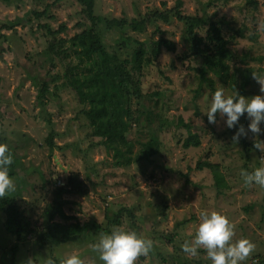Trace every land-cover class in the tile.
<instances>
[{
    "label": "rangeland",
    "instance_id": "1",
    "mask_svg": "<svg viewBox=\"0 0 264 264\" xmlns=\"http://www.w3.org/2000/svg\"><path fill=\"white\" fill-rule=\"evenodd\" d=\"M258 1V10H252L246 0H96L93 18L100 23L94 26L76 0H0V143L14 157L9 175L16 185L0 199H14L32 231L19 242L6 230L7 215L0 214V264H10L17 243L18 264L29 259L46 264L47 258L60 264L73 253L83 264H102L92 245L114 227L153 241L150 253L136 264H211L203 248L192 256L181 247L194 238L204 210L226 216L234 240L247 238L254 244L241 264H264V187L246 185L241 176L242 169L264 166V153L254 148L255 134L248 132L236 143V130L227 128L219 114L215 124L203 114L217 88L229 95L261 94L253 75L264 76V0ZM154 14L168 15V22ZM145 18L153 22L142 33L112 30L107 24ZM91 29L100 34L107 52L121 60L131 59L141 44L150 56L154 41L176 45V52L162 49L140 72L128 68L142 95L133 104L138 122L130 133L134 152L153 133L160 140L159 154L145 164L115 168L113 152L93 135L83 114L89 106L82 95H90V80L103 58L87 60L72 48V40ZM216 44L238 57L228 78L218 77L205 64L206 57L196 55L195 46L205 50ZM245 55L247 62L239 63ZM238 69L242 72L234 79ZM248 70L251 82L240 93L239 81ZM139 110L153 111L161 121L145 128ZM246 117L240 124L247 129ZM185 125L199 136L200 147H183L190 133ZM258 138L264 140V132ZM205 161L220 167L227 188L217 189L210 169H196ZM73 174L88 194L63 193L59 198L58 191L69 187ZM61 201L68 219L59 214ZM56 223L77 225L79 239L45 244ZM79 226L86 228L82 235Z\"/></svg>",
    "mask_w": 264,
    "mask_h": 264
},
{
    "label": "trees",
    "instance_id": "2",
    "mask_svg": "<svg viewBox=\"0 0 264 264\" xmlns=\"http://www.w3.org/2000/svg\"><path fill=\"white\" fill-rule=\"evenodd\" d=\"M64 0H59L63 2ZM80 5L84 7L88 15L93 19V25L96 26L100 23V19L93 18L95 12L96 0H76ZM247 5L252 10H258V0H246ZM42 14H47V9ZM179 16V13H177ZM40 16V15H39ZM42 16V15H41ZM168 15L154 14V17L163 19L168 22ZM150 18L145 19H133L131 22L126 19L120 21L107 22L108 27L113 29L126 30L130 28L133 32L142 33L145 31V26L152 23ZM14 25H10L11 29ZM64 31L65 29H61ZM96 30L91 29L77 34L72 40V48L78 52L81 56L87 60H96V57L103 58L98 73L90 80V95L84 93L82 97L88 102L89 109L83 112L86 118L90 121V126L93 128V135L104 140V145L107 150L113 152V159L115 161V168H130L135 164H145L157 157L160 152V140L156 133H153L151 138L147 142H140L141 148L138 152H134L135 143L130 139V133L132 128L137 122L135 111L133 110L134 101H140L142 95L135 84L133 83L132 73L128 70L131 66L132 70L140 72L145 65L152 63L154 59H157L161 55L162 49H166L168 52H176V45L160 39L154 41L152 44L151 56L148 49L144 44L134 52L131 59L121 60L119 56L112 55L106 50V46L101 41ZM196 55H202L206 57L207 67L212 70L220 78H228L230 76V70L232 64L238 59L237 55L233 53L226 45H218L207 49H202L201 46H195ZM249 56H240V62L245 64ZM242 72V69L235 70L233 78L235 79L238 74ZM251 72L246 71L242 75L240 83V93H244L246 87L251 82ZM1 83V78H0ZM43 93L47 91L46 84ZM231 86H236L235 83H231ZM77 89L80 90L79 87ZM139 115L144 118L142 126L145 128L153 126L157 121H161L160 118L153 111L143 112L138 111ZM1 113V111H0ZM140 118V117H139ZM138 118V119H139ZM164 127V124L161 125ZM189 130V136L185 139L183 147L185 149L198 148L201 146L200 138L197 134L191 132V128L185 125ZM2 126L0 125V134ZM51 147H54L53 141L50 140ZM2 144V143H0ZM218 165H213L210 162H200L197 165V170L203 171L204 169H210L213 172L216 181L217 189L227 188V184L223 175L219 170ZM63 193H70L75 195H86L88 189L82 181L79 180L78 175H71L69 177V187L66 189H60L58 191V197L60 198ZM62 201L58 203V211L60 216L64 219H68L62 211ZM5 213L7 220L5 223L6 230L12 236H16L19 242L22 241L25 234H30V222L25 217L23 212L17 206L14 199H0V214ZM55 229L45 236V244L52 246H60L67 242H73L79 239L76 237L78 229L77 225L63 226L56 223ZM86 228L79 226L81 235L86 231ZM20 244H16L11 249L10 264H18L17 256L19 254Z\"/></svg>",
    "mask_w": 264,
    "mask_h": 264
},
{
    "label": "clouds",
    "instance_id": "3",
    "mask_svg": "<svg viewBox=\"0 0 264 264\" xmlns=\"http://www.w3.org/2000/svg\"><path fill=\"white\" fill-rule=\"evenodd\" d=\"M253 75L260 85L261 94L251 97L229 95L224 88H217L203 114L207 116L208 122L213 124L217 122L219 114L227 128L236 130L232 137L236 143L241 136H247L248 132L255 134L257 138L254 140V148L264 153V140L258 138V135L264 132L261 128L264 123V76ZM245 114L249 121L247 129L240 124V119ZM13 160L14 157L7 146L0 144V198L16 190L14 178L9 175ZM241 176L246 185L264 187V166L253 171L242 169ZM233 237V226L226 216L216 211L204 210L200 213L194 238L185 240L181 247L184 253L192 256L198 255V250L203 248L211 264H241L253 250L254 244L247 238L234 240ZM92 247L99 254L102 264H136L140 256L150 253L153 241L134 230L114 227L110 233L101 234ZM28 264H33V260L29 259ZM46 264L56 262L47 258ZM60 264H83V261L73 253L61 259Z\"/></svg>",
    "mask_w": 264,
    "mask_h": 264
}]
</instances>
